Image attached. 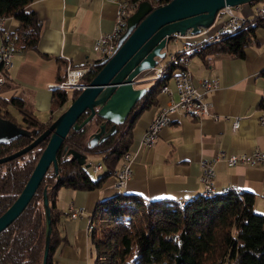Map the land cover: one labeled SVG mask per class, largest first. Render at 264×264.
Here are the masks:
<instances>
[{"label":"trees","instance_id":"trees-1","mask_svg":"<svg viewBox=\"0 0 264 264\" xmlns=\"http://www.w3.org/2000/svg\"><path fill=\"white\" fill-rule=\"evenodd\" d=\"M170 1H158L157 8ZM32 2L0 0V17L17 23L15 45L20 52L37 51L41 38L42 24L29 10ZM262 2L264 0H256L249 4ZM259 28H264V16L255 17L252 22L228 32L219 43L206 45L195 55L202 59L208 55L213 59H243L244 50L255 43V32ZM180 55L174 54L177 58ZM86 67L88 72L81 81L84 86L101 70V61ZM165 68L166 78L147 90L126 121L116 126L115 134L103 143L93 148L88 145L89 137L102 122L97 117L80 130L69 131L56 155L57 174L51 165L26 209L0 233V264H43L45 216L42 195L45 188L51 216L46 264H54V256L65 243L58 230L61 216L56 206L58 191L62 188L94 191L112 176L124 154L130 150L135 120L158 105V97L174 71L182 70V67L170 65L169 61ZM5 77V83L0 86V158L28 146L50 126L40 123L28 102L21 97H1L10 88L7 75ZM260 77L264 81V69ZM79 94L54 90L52 108L70 105ZM8 106L18 111L20 123L7 112ZM258 108L264 110V89ZM86 117L87 114L82 115L78 124ZM110 127L111 124H107L106 130ZM47 142L48 139L26 155L0 165V216L23 190ZM70 151L86 158L101 155L106 174L93 181L86 172L87 162L84 166L79 165L71 159ZM254 202V195L235 190L212 198L196 196L184 203L167 199L149 202L138 196L117 195L97 203L90 217L88 264H264V216L254 212Z\"/></svg>","mask_w":264,"mask_h":264},{"label":"crops","instance_id":"crops-1","mask_svg":"<svg viewBox=\"0 0 264 264\" xmlns=\"http://www.w3.org/2000/svg\"><path fill=\"white\" fill-rule=\"evenodd\" d=\"M262 7L264 2L242 5L234 8V11L248 23L255 19V10ZM29 10L42 24L38 49L19 52L12 58L11 68L6 74L10 88L1 97H21L28 102L36 119L48 124L65 110L52 108L54 89L49 86L65 77L67 59L75 68L91 66L99 61L92 44L98 37L112 31L116 7L103 0H33ZM17 27L13 19L2 21L0 45L5 36L16 32ZM218 30L217 23L209 29L205 38L200 36L195 40L212 38ZM184 42L173 40L168 43L165 59L169 61L172 55H180ZM171 43L179 45V49L170 52ZM187 62L186 69L195 87L202 80H216L217 88L209 94L207 101L211 105L212 116L218 119L206 117L195 120L172 114L171 123L160 131L155 144L141 148L140 142L148 126L170 100L176 102L178 99L170 80L172 96L161 92L158 105L144 111L135 120L129 150L134 158L132 176L125 186L118 188L116 179L111 176L100 189L94 191L64 188L58 191L60 206L57 209L61 212L58 230L65 243L54 256V264L89 263L91 234L87 230L99 202L121 194L138 196L149 202L167 199L184 203L203 195L200 163L204 160L214 162L215 194L230 190L250 193L255 198L254 212L264 216V166L229 167L220 159L222 156L264 150V124H261L264 110L258 108L264 89V81L260 77L264 69V28L256 30L255 43L244 50L243 59H213L211 55L202 59L195 55L189 57ZM236 121L238 129L234 131ZM97 166L101 169L96 173L99 174L103 169ZM98 179L96 177L95 181ZM71 207L82 209L84 215L70 218L68 210Z\"/></svg>","mask_w":264,"mask_h":264},{"label":"water","instance_id":"water-1","mask_svg":"<svg viewBox=\"0 0 264 264\" xmlns=\"http://www.w3.org/2000/svg\"><path fill=\"white\" fill-rule=\"evenodd\" d=\"M256 0H171L156 9L141 3L128 18L127 29L120 38L117 51L108 60L101 62V70L85 86L66 110L44 131L23 149L0 158V165L16 160L48 139L23 190L13 204L0 216V233L7 229L26 209L52 165L58 172L56 155L70 130L78 131L93 118L102 120L89 137L93 148L115 134L116 126L123 124L147 90L135 88L138 78L153 71L165 59L166 45L176 35L187 32L196 36L200 29L214 25L216 15L225 8H236ZM87 117L78 124L82 115ZM107 124H111L106 130ZM71 159L84 166L86 157L70 151ZM86 167H89L87 165ZM45 216V245L43 264H46L51 235V216L46 188L43 191Z\"/></svg>","mask_w":264,"mask_h":264},{"label":"built area","instance_id":"built-area-1","mask_svg":"<svg viewBox=\"0 0 264 264\" xmlns=\"http://www.w3.org/2000/svg\"><path fill=\"white\" fill-rule=\"evenodd\" d=\"M105 2L111 3L116 7L113 28L110 33L102 35L95 39L92 44V50L98 55L99 61H108L117 51V46L120 38L126 32L127 20L130 16L131 11H135L137 7L131 6V0H103ZM157 5H152L157 7ZM143 3H148V0H144ZM256 17L260 14H264V7L257 8L255 10ZM5 18L0 17V25ZM219 24V29H226L230 31L231 28L242 26L247 23V20L235 13L234 8H225L221 10L215 18L214 25ZM212 26V27H213ZM211 27V28H212ZM210 29V28H209ZM209 29H200V33L196 36L190 35L187 32L184 36L176 35L174 41H185L181 50V53L195 50V45H199V42L195 40L197 37L207 36ZM18 36L16 33L5 36L4 41L0 45V86H2L6 81V74L11 68L12 58L20 51L16 48L15 42ZM208 39V38H206ZM204 39V40H206ZM66 73L64 80L58 82L57 84H52L49 86L50 89L56 90L57 87H65L67 92H81L84 90V85L81 81L88 72L87 67L75 68L69 64L67 59ZM169 62H178V67H182L177 74H174L170 83L174 85L175 92L178 95L176 102L170 100L169 104L164 107L157 117L152 121V123L146 129L144 137L140 142V147H151L155 144L158 139L160 131L171 123V115L178 114L184 118H193L195 120H200L206 117H212L217 120V117L212 116L210 111V103L207 101V97L211 92L217 88L216 80H202L197 87L192 84L191 74L186 69L188 62H180V56L177 58L172 55ZM165 65L158 66L151 71V73L145 74V76L140 77L145 81H152L155 73L162 72V68ZM168 83L164 86L161 94H166L169 97L172 96V92L169 88ZM193 96H202V104H194ZM261 124H264V120H261ZM238 129V122L236 121L233 126V130ZM224 160L227 166L234 167L236 165H247L250 167L264 166V150H255L251 153L237 154L229 157L222 156L220 158ZM134 158L131 153L127 152L124 154V160L120 168L112 173V176L116 179L117 187H123L130 180L132 176V162ZM201 175L200 183L203 186V192H210L214 190V162L213 161H202L200 163ZM101 169L99 166H95L94 173L99 172ZM68 214L70 218L76 219L84 215V212L80 208H69Z\"/></svg>","mask_w":264,"mask_h":264},{"label":"bare ground","instance_id":"bare-ground-1","mask_svg":"<svg viewBox=\"0 0 264 264\" xmlns=\"http://www.w3.org/2000/svg\"><path fill=\"white\" fill-rule=\"evenodd\" d=\"M143 1L144 0H131V6L132 7H138L141 3H143ZM148 3L150 5H157V0H148ZM158 4H159V2H158ZM262 16H264V14H260L258 17L261 18ZM239 27L240 26L233 27V28L230 29V31H234V30L238 29ZM230 31H226V29H219L218 33L214 37L208 38V39H206L204 41L199 42V45H195V50H189V51L181 53L180 62H187L189 57L194 56L195 54L201 52V50L203 48H205L206 45L219 43L222 40L223 36L227 35V33L230 32ZM170 65L178 66V62H170ZM166 76H167V69L165 67H163L162 68V72L154 74V78L152 79L151 82L154 83V85H155L158 82L164 80L166 78ZM56 89L65 91V87H57ZM193 103L194 104H202V96H193ZM215 195L216 194H215L214 191L204 192L203 193V196L206 197V198H212ZM88 232L89 233L91 232L90 226L88 228Z\"/></svg>","mask_w":264,"mask_h":264},{"label":"rangeland","instance_id":"rangeland-1","mask_svg":"<svg viewBox=\"0 0 264 264\" xmlns=\"http://www.w3.org/2000/svg\"><path fill=\"white\" fill-rule=\"evenodd\" d=\"M149 4V3H148ZM150 5V4H149ZM151 6V8L152 9H156L157 7H155V6H152V5H150ZM137 10V9H136ZM135 10V11H136ZM135 11H131V15L135 12ZM171 41H173V40H171ZM170 41V42H171ZM169 42V43H170ZM179 49V45H176V46H174V45H172V43L170 44V46H169V50H170V52H175V51H177ZM162 63H160L161 65H165V63H167L168 62V60H167V58L166 59H164V60H162L161 61ZM177 71V70H176ZM147 73H151V71H149V72H146L145 74H147ZM145 74H143L142 76H140V77H143V76H145ZM152 85V86H151ZM154 86V83H152V82H148V81H145V80H142L141 78H138V81H137V83L135 84V88H146L147 89V87L148 88H151V87H153ZM69 105H66V106H63V107H61L60 108V110H62L63 111V109H65L66 110V108L68 107ZM210 108H211V105H210ZM64 110V111H65ZM63 111V112H64ZM7 112L8 113H10L11 115H12V117L18 122V123H20V121H21V119H20V115H19V113H18V111L14 108V107H12V106H8V108H7ZM62 112V113H63ZM58 118V117H57ZM56 118V119H57ZM54 122V121H53ZM52 122V123H53ZM52 123H48V124H52ZM48 124H44V125H48ZM48 128H46V130H47ZM45 130V131H46ZM42 134V133H41ZM40 134V135H41ZM39 135V136H40ZM38 136V137H39ZM37 137V138H38ZM35 140V139H34ZM33 141V140H32ZM41 144V143H40ZM87 165H89V167H87L86 168V172H87V174L90 176V178L93 180V181H95V179H96V177H102V176H104L105 174H106V169H105V166H104V163H103V161H102V158H101V155H90V156H87ZM97 165H100L101 167H102V171L99 173V174H96V173H94V171H93V169H94V167L95 166H97ZM57 199H58V197H57ZM58 204H60L59 202H58V200H57V202H56V206H57V208L60 206H58ZM258 215V214H257ZM91 223V222H90ZM92 225V224H91ZM87 232H88V230H87ZM89 233V232H88ZM89 234H91V232L89 233Z\"/></svg>","mask_w":264,"mask_h":264}]
</instances>
